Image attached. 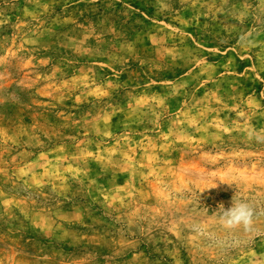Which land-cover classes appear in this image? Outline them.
Here are the masks:
<instances>
[{"label": "rangeland", "instance_id": "374dc122", "mask_svg": "<svg viewBox=\"0 0 264 264\" xmlns=\"http://www.w3.org/2000/svg\"><path fill=\"white\" fill-rule=\"evenodd\" d=\"M0 264H264V0H0Z\"/></svg>", "mask_w": 264, "mask_h": 264}, {"label": "clouds", "instance_id": "9594fccd", "mask_svg": "<svg viewBox=\"0 0 264 264\" xmlns=\"http://www.w3.org/2000/svg\"><path fill=\"white\" fill-rule=\"evenodd\" d=\"M254 211L249 202L233 200L230 207L224 205L219 208V219L226 227H235L243 225L245 229L250 228L253 223Z\"/></svg>", "mask_w": 264, "mask_h": 264}]
</instances>
